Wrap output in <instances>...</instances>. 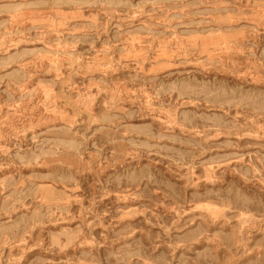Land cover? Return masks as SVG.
<instances>
[{"label":"rangeland","instance_id":"obj_1","mask_svg":"<svg viewBox=\"0 0 264 264\" xmlns=\"http://www.w3.org/2000/svg\"><path fill=\"white\" fill-rule=\"evenodd\" d=\"M0 264H264V0H0Z\"/></svg>","mask_w":264,"mask_h":264}]
</instances>
